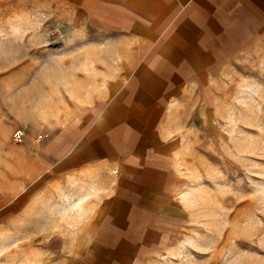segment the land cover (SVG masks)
Listing matches in <instances>:
<instances>
[{"label":"rangeland","instance_id":"1","mask_svg":"<svg viewBox=\"0 0 264 264\" xmlns=\"http://www.w3.org/2000/svg\"><path fill=\"white\" fill-rule=\"evenodd\" d=\"M90 22L70 0H0V264H57L67 253L57 247L63 203L46 184L31 187L32 149L88 112V93L111 79L114 45L96 41L108 31ZM227 46L194 123L183 214L154 264H264V26Z\"/></svg>","mask_w":264,"mask_h":264},{"label":"crops","instance_id":"2","mask_svg":"<svg viewBox=\"0 0 264 264\" xmlns=\"http://www.w3.org/2000/svg\"><path fill=\"white\" fill-rule=\"evenodd\" d=\"M70 2L108 31L96 41L114 45L112 76L88 93V112L37 141L31 187L63 203L57 264H154L183 214L182 170L215 69L232 37L264 26V0Z\"/></svg>","mask_w":264,"mask_h":264},{"label":"built area","instance_id":"3","mask_svg":"<svg viewBox=\"0 0 264 264\" xmlns=\"http://www.w3.org/2000/svg\"><path fill=\"white\" fill-rule=\"evenodd\" d=\"M25 138H26L25 133H24V131H22V130H18V131H16V132L13 134V139H14V141H15L16 143H22V142H24ZM46 138H47V136L39 135V136L37 137V141H38V142H41V141H43V140L46 139Z\"/></svg>","mask_w":264,"mask_h":264}]
</instances>
